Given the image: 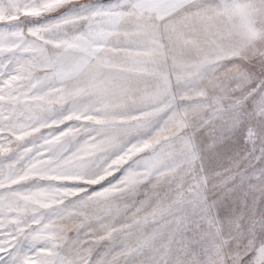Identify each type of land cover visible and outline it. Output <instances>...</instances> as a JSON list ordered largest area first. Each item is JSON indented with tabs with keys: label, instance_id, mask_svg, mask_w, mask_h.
I'll use <instances>...</instances> for the list:
<instances>
[{
	"label": "snow or ice",
	"instance_id": "snow-or-ice-1",
	"mask_svg": "<svg viewBox=\"0 0 264 264\" xmlns=\"http://www.w3.org/2000/svg\"><path fill=\"white\" fill-rule=\"evenodd\" d=\"M0 264H264V0H0Z\"/></svg>",
	"mask_w": 264,
	"mask_h": 264
}]
</instances>
